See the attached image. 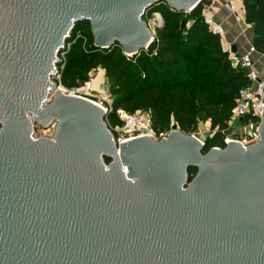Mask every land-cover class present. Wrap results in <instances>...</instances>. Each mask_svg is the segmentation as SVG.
<instances>
[{
    "label": "water",
    "instance_id": "95a60500",
    "mask_svg": "<svg viewBox=\"0 0 264 264\" xmlns=\"http://www.w3.org/2000/svg\"><path fill=\"white\" fill-rule=\"evenodd\" d=\"M159 1L201 2L0 0V264H264V105L248 147L203 153L175 126L117 143L103 110L54 80L78 21L95 46L136 54Z\"/></svg>",
    "mask_w": 264,
    "mask_h": 264
},
{
    "label": "trees",
    "instance_id": "16d2710c",
    "mask_svg": "<svg viewBox=\"0 0 264 264\" xmlns=\"http://www.w3.org/2000/svg\"><path fill=\"white\" fill-rule=\"evenodd\" d=\"M242 2L244 21L253 33V45L264 55V0ZM207 4V0H202L187 14L173 10L164 1L152 4L145 14L160 13L163 25L156 29L151 44L132 57H127L117 42L107 48L95 46L90 22L78 21L67 40L72 43L65 54L61 85L76 87L101 67L113 97L109 117L114 125L120 124L116 116L119 109L129 113L147 109L158 134L172 126L192 134L200 121H208L212 129L224 128L238 91L249 80L223 49L220 35L209 30L203 16ZM183 19L186 25L181 29ZM222 139L220 133L207 136L203 153L211 147H225ZM196 170L189 167V179Z\"/></svg>",
    "mask_w": 264,
    "mask_h": 264
},
{
    "label": "built area",
    "instance_id": "2783aa9c",
    "mask_svg": "<svg viewBox=\"0 0 264 264\" xmlns=\"http://www.w3.org/2000/svg\"><path fill=\"white\" fill-rule=\"evenodd\" d=\"M207 1L208 4L203 7V16L209 30L214 34L220 35L223 49L230 54L234 66L245 71L249 84L238 91L237 97L235 98V104L231 109L230 117L226 121V126L224 128L219 129L216 127L212 129L208 121H200L198 122L197 131L192 133V135L204 145L207 136L220 133L225 145L230 142H236L243 147H248L257 143L260 139L258 128L262 118V106L264 105V79H262L254 69V56L258 52L254 45L250 44L239 55L231 53L232 43L225 39L224 26L206 16V11L214 0ZM226 4L232 14L239 18H243L244 8L242 0H226ZM147 25L153 32L154 40L156 29L163 25L161 14L153 12L148 18ZM76 37H79V34H77ZM71 43L72 42L66 43L65 47L60 52L59 59L60 62H62V66L58 65L54 80L63 94L86 98L98 105L103 110L105 121L113 132L117 143L141 136H147L158 140L165 137L171 130H173L171 127L170 130L158 134L152 127L151 111L147 109L138 110L133 113L119 109L116 112V116L117 119H119L120 124L114 125L109 117L113 112V97L108 83L103 78L105 70L101 69V67H97L93 70L89 75L90 79H87L78 86L73 88L63 87L60 83V74L65 64L64 55L69 50ZM124 54L127 57H132L134 55L126 52H124ZM98 77L103 79L102 82L101 80L99 82L93 81L94 78Z\"/></svg>",
    "mask_w": 264,
    "mask_h": 264
},
{
    "label": "crops",
    "instance_id": "0c3cea01",
    "mask_svg": "<svg viewBox=\"0 0 264 264\" xmlns=\"http://www.w3.org/2000/svg\"><path fill=\"white\" fill-rule=\"evenodd\" d=\"M206 16L221 23L225 28V39L237 44V55L241 54L245 48L253 44V33L249 24L243 18L232 14L226 4V0H214L206 11ZM254 69L257 74L264 79V55L257 53L254 56Z\"/></svg>",
    "mask_w": 264,
    "mask_h": 264
},
{
    "label": "rangeland",
    "instance_id": "374dc122",
    "mask_svg": "<svg viewBox=\"0 0 264 264\" xmlns=\"http://www.w3.org/2000/svg\"><path fill=\"white\" fill-rule=\"evenodd\" d=\"M184 14H187V13H184ZM150 17V15L149 14H143V16H142V19L143 20H145L146 21V23H147V21H148V18ZM75 27V26H74ZM74 29V28H73ZM72 32H73V30H72ZM72 32H71V34H72ZM60 55V54H59ZM65 56V55H64ZM64 61H66V57H64ZM58 65H60V66H62V62H59V64ZM101 69H103V68H101ZM96 77V76H95ZM55 78V77H54ZM103 78H104V80L108 83V78L106 77V75H104L103 76ZM88 79H90L89 77H88ZM101 80V82H102V78L101 77H98V78H94L93 79V81H95V82H99ZM108 85H109V83H108ZM92 94H94V93H92ZM54 132V126L53 125H51V126H49V127H47V128H42V127H37L36 128V136H47V137H51L52 136V133ZM106 162H108V161H106Z\"/></svg>",
    "mask_w": 264,
    "mask_h": 264
}]
</instances>
